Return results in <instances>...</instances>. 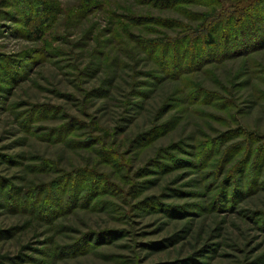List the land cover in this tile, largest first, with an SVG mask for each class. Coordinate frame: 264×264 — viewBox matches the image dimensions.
Masks as SVG:
<instances>
[{"label":"rangeland","instance_id":"rangeland-1","mask_svg":"<svg viewBox=\"0 0 264 264\" xmlns=\"http://www.w3.org/2000/svg\"><path fill=\"white\" fill-rule=\"evenodd\" d=\"M0 264H264V0H0Z\"/></svg>","mask_w":264,"mask_h":264},{"label":"trees","instance_id":"trees-1","mask_svg":"<svg viewBox=\"0 0 264 264\" xmlns=\"http://www.w3.org/2000/svg\"><path fill=\"white\" fill-rule=\"evenodd\" d=\"M52 10V8H47L46 9V11H47V13H46V16H45V19L41 22V21H39V23L41 22V24H39V26L36 28V31H39L40 30V27H41V25H43L45 22H47L49 19H50V12H52L51 11ZM204 36V35H203ZM206 37V39H207V42L209 43V44H213V46H216V43H215V37H214V35H205ZM244 36V35H243ZM237 37H238V35H237ZM14 63V62H13ZM4 68L6 67L7 69H5V70H7V72L9 73V74H13L12 73V71H10V70H12L11 69V64L10 63H7V65H5V66H3ZM1 68V70H3L4 68Z\"/></svg>","mask_w":264,"mask_h":264}]
</instances>
